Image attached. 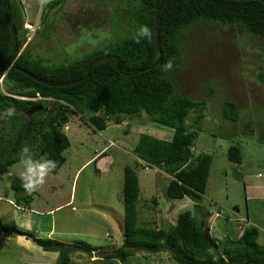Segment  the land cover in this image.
I'll list each match as a JSON object with an SVG mask.
<instances>
[{
    "label": "rangeland",
    "instance_id": "374dc122",
    "mask_svg": "<svg viewBox=\"0 0 264 264\" xmlns=\"http://www.w3.org/2000/svg\"><path fill=\"white\" fill-rule=\"evenodd\" d=\"M55 1L58 0H47L46 3L22 0L25 21L18 36L22 42L21 51H29L34 57L44 59L45 64L55 67L67 65L128 36L131 20L124 13L129 8L138 7L136 0H59L47 20L42 21V10ZM47 23H51L49 28L45 26ZM40 31L45 36L42 37ZM183 45L182 67L173 75L176 91L198 100L207 95L208 88L214 89L206 98L204 121L197 128L193 148L195 155L203 153L212 157L206 189L200 201L188 197L168 199L165 192L170 177L135 157L133 150L141 134L168 141L173 135L172 129L152 123L142 113L123 116L120 123L110 120L104 131H97L85 122L91 113L86 111L83 116L70 113L62 127L69 147L62 153L65 163L57 177L62 188L59 202H67L66 197L71 191L72 202L55 209L57 203L48 201L47 194L54 195L51 192L54 180H48V185L44 181L42 188L31 194L26 191L22 196L16 194L11 183L14 178L22 181L18 172L26 166L23 163L17 162L0 172V264H60L62 256L60 259L58 252L57 259L52 261L49 254L27 250L25 245L14 241L25 238L33 242L32 238L19 235L16 230L37 235V229L48 231L52 219L55 236L66 243L77 244L62 247L61 251L78 245L86 248L89 243L88 246L95 249L93 256L100 257L101 251L97 249L110 252L118 249L123 241L121 192L126 166L138 177L140 192L136 208L139 225L169 230L181 212L190 210L197 214V211L207 209L211 213L207 222L212 225V235L216 239L224 241L221 236L226 235L224 222L227 219L231 220V225L235 223L233 229L238 237L248 217L246 221L258 229L259 242L262 243L264 190L254 196L249 190L247 194L246 187L258 189L264 185V82L257 77L259 72H264V41L246 34L239 26L217 23L192 26L186 31ZM10 89L14 90L12 83L0 77L1 94L25 100L36 98L13 94ZM226 100L236 103L237 122L222 118L220 111ZM43 104L47 109L57 107L50 98ZM194 116L195 113L190 114L188 124ZM3 118L0 116V120ZM232 147L237 149L239 163L228 158ZM20 196L22 200L17 202ZM25 203L40 212L42 209L53 210L44 219L50 222L31 219L21 213L20 208ZM195 203L198 205L194 208ZM215 214L219 217L215 218ZM83 259L89 262L90 257L84 256ZM118 264L176 263L169 251L148 254L137 250Z\"/></svg>",
    "mask_w": 264,
    "mask_h": 264
},
{
    "label": "trees",
    "instance_id": "16d2710c",
    "mask_svg": "<svg viewBox=\"0 0 264 264\" xmlns=\"http://www.w3.org/2000/svg\"><path fill=\"white\" fill-rule=\"evenodd\" d=\"M136 1L138 7L129 8L124 13L131 20L128 36L67 65L55 67L45 64L44 59L34 57L29 51L19 53L22 42L18 36L25 21L22 0H0V77L12 83L14 90L9 91L13 94L50 98L57 106L47 109L43 102L0 93V116L5 117L0 120V172L20 162L21 152L27 147L33 161L55 162L56 167L50 172L56 173L65 162L62 153L69 147V140L62 131L68 121L67 114L83 116L88 111L92 115L85 122L94 130L104 131L110 120L120 123L123 116L145 113L152 123L172 129L173 135L165 141L141 134L133 150L135 157L170 177L165 192L168 199L188 197L200 201L206 189L212 157L203 153L195 155L193 148L197 128L204 121L206 98L212 95L214 89L208 88L207 95L198 100L176 91L173 75L181 70L184 61L183 40L186 31L194 25L218 23L239 26L246 34L264 41V0H167L158 20L161 59L156 66L159 52L154 37V21L163 0ZM59 3L58 0L47 4L41 13L42 21L47 20L50 11ZM50 24L45 26L49 28ZM142 25L151 29L152 38L150 41L140 39L137 43V33ZM12 27L17 34L16 45ZM39 33L45 36L43 31ZM103 56L113 57L96 62L86 78L71 84L86 75L93 60ZM170 60L173 62L172 70L164 71V65ZM257 77L264 82V72H259ZM38 105L42 106L40 112L31 117L24 114L27 109ZM10 107L15 109V114L7 117L4 112ZM220 112L224 120L237 122L239 119V111L232 100H226ZM191 113L195 116L188 124ZM228 158L239 163L235 147L229 150ZM22 185L23 182L17 178L11 183L15 193L21 196L25 192ZM139 192L136 173L130 167H124L122 244L111 254L92 261L89 259V263L118 264L137 250L148 254L165 250L171 253L176 264H264V240L259 242L260 233L246 221L248 217L238 237L233 229L235 223L231 225V220L227 219L224 222L226 235L221 236L223 242L212 235V225L207 222L211 213L207 209H201L197 214L190 210L181 212L169 230L147 227L138 223L136 204ZM21 196L17 202L22 200ZM217 217L219 214H215ZM1 232L0 227V235ZM16 232L32 238L43 251L58 252L60 259L61 248L67 246L58 241L37 239L33 232ZM68 263L67 256L64 264Z\"/></svg>",
    "mask_w": 264,
    "mask_h": 264
},
{
    "label": "crops",
    "instance_id": "0c3cea01",
    "mask_svg": "<svg viewBox=\"0 0 264 264\" xmlns=\"http://www.w3.org/2000/svg\"><path fill=\"white\" fill-rule=\"evenodd\" d=\"M160 140V139H159ZM165 141H167V140H165ZM91 159H93V157L91 158ZM90 159V160H91ZM90 160H88L87 162H89ZM86 162V163H87ZM65 163V162H64ZM145 164V163H144ZM14 165V164H13ZM12 165V166H13ZM12 166H10V167H12ZM9 167V168H10ZM59 171V170H58ZM58 171L56 172V173H52V172H49L48 173V175L44 178V181H47V183H46V185H48L49 183H48V180H54V185L52 186V190H51V192H53L54 193V195H52L51 193L50 194H47V198H48V201H50V202H52V203H57V207L55 208V209H57V208H59L60 206H62V205H65V204H69V203H71L72 202V198H73V195H72V191L71 192H69V195L66 197V199H67V202H65V203H60L59 202V198L62 196V195H59V192H61V190H62V188L60 187V181L58 180V177H57V173H58ZM255 188H257V187H253V186H248V187H246V192H247V194H248V190H249V192L251 191L252 192V195H259L260 193L259 192H263V190H264V185H261L258 189H255ZM47 192H50V190H48ZM250 192V193H251ZM39 193H41V192H39ZM71 194V195H70ZM65 200V199H64ZM19 209V208H18ZM20 210H23V211H21V213L23 212V213H25V214H27L28 215V217L30 218L31 217V219H32V217L34 218V219H37L38 221H43V222H45V223H48V222H50V220L49 219H46V220H44L47 216H50L49 214H51L52 212H53V210H50V209H48V210H46V209H42V212H40V211H38V210H36V209H34L33 207H31L30 205H28V203H25L24 205H23V207H21L20 208ZM235 213H239V211L236 209V212ZM28 218V219H29ZM217 230H218V232L219 233H221V231H219L220 230V228H218L217 227ZM29 232H31V231H29ZM44 233V234H43ZM35 234V233H34ZM55 234H56V227H55V225H53V219H52V221H51V224H50V227L48 228V231H42V230H39V229H37V235L35 234V238H37V239H40V240H44V241H46V240H53V241H58V242H61V243H63V244H66L67 246H71V245H77V244H74V242L71 244V243H66L65 241H63V239L61 238V237H56L55 236ZM222 234V233H221ZM53 236H55V238L53 237ZM57 236H60V235H57ZM22 239V240H21ZM10 240H11V238H10ZM14 241H15V243H21V245H25L26 247H27V250H31V251H33V250H35L36 252L37 251H39V253L40 254H49V256H50V259L52 260V261H54V260H56L57 259V254H56V252H47V251H43L41 248H39L36 244H35V242L33 241V242H29V240H26L25 238H19V239H14ZM17 241V242H16ZM26 241V242H25ZM29 242V243H28ZM88 245H89V243H87ZM29 245V246H28ZM84 245H86V244H84ZM88 245H86L87 246V249L89 248V250L90 249H92V248H90ZM33 248H32V247ZM79 246V245H78ZM37 247V248H36ZM81 247H82V245H81ZM98 250H100L101 251V256L100 257H102V256H104V255H106V254H111V253H113L114 251H112V252H110V251H104V250H102L101 248L100 249H97L96 251H98ZM92 252H94L93 250H91ZM82 255H84V256H86L85 254H82V253H75L74 255H70L69 256V263L68 264H70V263H76V264H79V263H81L82 262V264H91V263H89L87 260H84L83 259V257L84 256H82ZM97 258H99V257H93V258H90V260L92 261L93 259H97ZM89 260V261H90Z\"/></svg>",
    "mask_w": 264,
    "mask_h": 264
},
{
    "label": "clouds",
    "instance_id": "9594fccd",
    "mask_svg": "<svg viewBox=\"0 0 264 264\" xmlns=\"http://www.w3.org/2000/svg\"><path fill=\"white\" fill-rule=\"evenodd\" d=\"M42 2L46 3L47 0H42ZM151 38H152L151 29L146 25L140 26L138 33H137L136 42L139 43L140 39H147L150 41ZM21 52L22 51L20 49L19 53ZM172 68H173V62L171 60L168 61L164 65V71H170L172 70ZM35 97L36 98H28L27 100L45 102L46 99H49V98H41L38 95H36ZM22 100H25V99H22ZM14 114H15L14 108L10 107V108L5 109L4 115H6L7 117H12ZM22 163L25 164L26 166L23 168V170L19 171L18 174L23 182L22 186L28 194H31L34 191L40 190L44 184V178L48 175V173L51 170L55 169L56 167L55 162L51 160H43L39 163H37L36 161H33L29 154V150L27 147H25L21 152L20 164ZM93 257L94 256L90 258H93Z\"/></svg>",
    "mask_w": 264,
    "mask_h": 264
},
{
    "label": "water",
    "instance_id": "95a60500",
    "mask_svg": "<svg viewBox=\"0 0 264 264\" xmlns=\"http://www.w3.org/2000/svg\"><path fill=\"white\" fill-rule=\"evenodd\" d=\"M167 0H163V2L160 4V6L158 7L157 11H156V15H155V21H154V37H155V43H156V46H157V49H158V52H159V60L157 61L156 64H154V66H156L160 59H161V51H160V45H159V40H158V20H159V15H160V11L162 9V7L164 6V4L166 3ZM12 34H13V37H14V42H15V45H16V42H17V34H16V30L14 27H12ZM108 57H113V56H103V57H99V58H96L95 60H93L89 67H88V70H87V73L86 75L81 78L80 80H77L71 84H74V83H77L81 80H83L84 78L87 77V75L89 74L91 68L93 67V65L100 61V60H103L105 58H108ZM9 65L10 64V61L7 62ZM152 66V67H154ZM118 67V65H116V68ZM23 73L25 74H28L26 71H22ZM29 75V74H28ZM31 78H33L34 80H37V81H40L38 80L37 78H35L34 76L32 75H29ZM42 82V81H40ZM50 86H65V85H69V84H64V85H55V84H49ZM42 110V106L41 105H38V106H33L29 109H27L26 111H24V114H26L28 117H31L32 115H34L35 113L37 112H40ZM71 253H82V254H85L86 256L88 257H92L93 256V253L92 251H90L89 249L85 248V247H81V246H73V247H68V248H65V249H62V259H61V262L60 264H64V261H65V258L67 255L71 254Z\"/></svg>",
    "mask_w": 264,
    "mask_h": 264
},
{
    "label": "built area",
    "instance_id": "2783aa9c",
    "mask_svg": "<svg viewBox=\"0 0 264 264\" xmlns=\"http://www.w3.org/2000/svg\"><path fill=\"white\" fill-rule=\"evenodd\" d=\"M257 177H259V178H260V177H261V175H260V174H257Z\"/></svg>",
    "mask_w": 264,
    "mask_h": 264
}]
</instances>
